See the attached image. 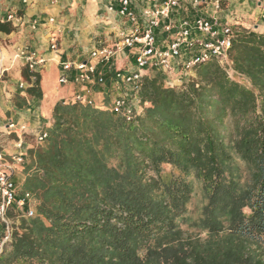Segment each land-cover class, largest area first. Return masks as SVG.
I'll use <instances>...</instances> for the list:
<instances>
[{"label":"trees","instance_id":"16d2710c","mask_svg":"<svg viewBox=\"0 0 264 264\" xmlns=\"http://www.w3.org/2000/svg\"><path fill=\"white\" fill-rule=\"evenodd\" d=\"M13 30L0 21V32ZM229 57L234 78L216 59L180 88L145 77L148 105L132 122L56 103L47 143L28 151L41 175L24 187L37 188L40 203L20 218L0 264H264V34L236 33ZM38 83L28 91L41 99ZM80 118L99 121L101 147L74 131ZM232 153L246 171L239 190L224 175ZM162 164L201 180L207 238L179 227L191 187L166 182Z\"/></svg>","mask_w":264,"mask_h":264},{"label":"built area","instance_id":"2783aa9c","mask_svg":"<svg viewBox=\"0 0 264 264\" xmlns=\"http://www.w3.org/2000/svg\"><path fill=\"white\" fill-rule=\"evenodd\" d=\"M230 1L107 0L106 12L114 36L107 35L98 46L86 49L80 58L60 62L57 86L72 89L57 103L76 104L132 122L147 105L141 96L145 77L180 88L194 76L197 65L216 59L229 77L234 78L229 50L235 32L229 22L218 16L222 3ZM256 1L264 13V0ZM186 11H192L191 15L182 16ZM11 18L7 14L2 20ZM48 45L51 51H57L56 36L48 37ZM123 51L131 53L127 65L110 71L117 54ZM13 58L21 60L29 74V81L19 82L21 89L34 84L47 62L42 53L28 46L17 49ZM50 124L48 121L46 125L38 123L30 127L8 120L3 124L4 132L0 130V255L11 247L12 234L17 228L12 218L19 221L21 217L34 216L32 192L23 188V181L16 184L13 178L27 162L26 139L44 144L49 137L46 126ZM11 134L18 137L7 148L1 137Z\"/></svg>","mask_w":264,"mask_h":264},{"label":"crops","instance_id":"0c3cea01","mask_svg":"<svg viewBox=\"0 0 264 264\" xmlns=\"http://www.w3.org/2000/svg\"><path fill=\"white\" fill-rule=\"evenodd\" d=\"M106 3L107 0H0V21H4L2 19L11 14L10 21L14 27L10 33L0 32V71H3L0 77V130L4 132L3 124L8 120L35 127L38 124L35 117L39 118L38 107L42 106L40 104L43 101L49 108V114L45 116L52 117L54 105L60 97L71 93L72 89H59L57 86L60 62L80 58L86 49L98 46L107 35L114 36ZM221 7L219 18L229 22L232 28L236 26L237 33L252 30L264 34V29H261L264 25L261 26L260 22L247 25L237 19L239 16L254 15L255 18L263 17L264 24L263 9L256 0H232L229 3L223 2ZM210 10L211 8L209 12ZM191 12H183L182 16L191 15ZM176 17L178 18L174 15ZM50 18H53L52 22L49 21ZM52 35L57 38V51L49 49L48 37ZM26 46L36 49L47 59L45 66L37 74L38 87L44 97L41 100L29 95L31 84L22 89L18 86L20 81L29 79L26 80L27 69L22 61L13 57L17 49ZM127 61L126 51L118 53L109 67L110 71L127 65ZM53 70L54 86L49 92L51 83L45 79L44 74ZM35 101L39 104L33 107ZM17 137L16 134L3 136L2 144L5 140L4 145L9 148L14 142L11 139Z\"/></svg>","mask_w":264,"mask_h":264},{"label":"rangeland","instance_id":"374dc122","mask_svg":"<svg viewBox=\"0 0 264 264\" xmlns=\"http://www.w3.org/2000/svg\"><path fill=\"white\" fill-rule=\"evenodd\" d=\"M264 5V4H263ZM223 6V3H222ZM245 17V18H244ZM263 18V17H262ZM260 18L259 16H257V18H255L254 15L252 16H239L238 21L241 20V22H245L247 25H253V23H255V21L260 22V25L263 26V19ZM246 20V21H245ZM261 29L263 30L264 27H261ZM233 30L236 32V26L233 27ZM128 53V57H130L131 53L129 51H127ZM55 72L54 70L51 71L50 73H45L44 77L45 79L47 78L49 80V83H51L50 85V89L49 92H51L53 86H54V80H55ZM58 78V76L56 77V79ZM19 85V84H18ZM42 99H44V97H42ZM45 99H48L45 97ZM51 99V98H50ZM41 100V99H40ZM41 103V102H40ZM39 104V102L37 103V101L34 102V106L36 107ZM42 106L38 107V111H39V118L35 117V120L38 121V123L44 124L46 125L47 122L49 121L51 124L50 126H46L48 128L49 131V135H50V129L52 127L53 124V119L52 117L50 118L49 116H45L48 115V104L46 102H42V104H40ZM148 105V104H147ZM146 105V106H147ZM144 106V108L146 107ZM143 108V110H144ZM101 112V111H99ZM45 113V114H43ZM105 113V112H103ZM115 118V117H113ZM79 125L74 127V131L76 133H78V136L81 137H86L89 139V141L97 146V147H101L102 145V141H103V135L100 132V123H98V120H92V119H85L82 120L81 118L78 120ZM59 136H63V132H59L58 134ZM15 138L11 139L14 140ZM27 141V146H29L28 150H27V162L24 166L23 170H19L21 172H18V175H15L13 178V181L18 184L19 182H24L25 183V179L26 177L32 175V174H37V175H41V170L38 169L36 167L35 162H33V158L31 155L28 154L29 149H34L36 147L39 146H43L47 143V140L44 144L42 145H38L35 143V141L32 138L26 139ZM231 160L226 163L225 165V171H224V175L225 178L227 180H232L234 182H236V188L237 190H239L241 188V185L245 183V177H246V171H245V166L244 164L240 161V159L237 157V155L235 153L231 154ZM107 164L110 167H116L117 163H118V157L117 156H108L107 157ZM28 168V169H27ZM162 168V176L163 178L166 180V182L168 181H172L174 178L180 177V178H184V180L189 184V186L191 187L190 190V197L189 200L187 201V203L185 204V210L184 212L177 217L176 221L179 225V227L185 231L186 234L191 235L194 238H198V239H205L209 236V231L208 228L205 227L203 224H201L200 218L202 216V210L205 207V205L208 202V197H207V191L204 190L203 184L201 182L200 179H198L194 173L191 171L188 174H184L182 172H180L179 169H177L176 167H173L169 164H162L161 165ZM153 172L149 171L147 172V175H152ZM24 183H23V188H24ZM32 195H33V207L34 210L36 211V206L40 203V198L38 197V189H34L31 191ZM244 212H248L249 210L244 207L243 208ZM14 225L15 224L18 226L19 225V221H16V219L12 218ZM142 253V251H141ZM14 264H30L28 261L25 260H18L16 261Z\"/></svg>","mask_w":264,"mask_h":264}]
</instances>
